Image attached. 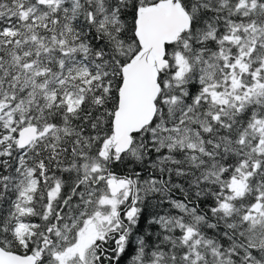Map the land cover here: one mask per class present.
Here are the masks:
<instances>
[{"label": "snow or ice", "instance_id": "obj_1", "mask_svg": "<svg viewBox=\"0 0 264 264\" xmlns=\"http://www.w3.org/2000/svg\"><path fill=\"white\" fill-rule=\"evenodd\" d=\"M0 264H264V0H0Z\"/></svg>", "mask_w": 264, "mask_h": 264}]
</instances>
